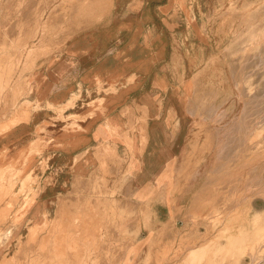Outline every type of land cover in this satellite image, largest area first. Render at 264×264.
<instances>
[{
	"label": "crops",
	"instance_id": "0c3cea01",
	"mask_svg": "<svg viewBox=\"0 0 264 264\" xmlns=\"http://www.w3.org/2000/svg\"><path fill=\"white\" fill-rule=\"evenodd\" d=\"M93 1L95 7L77 14L82 19L68 37L44 46L24 76L23 103L32 109L0 134V164L49 179L23 218V224L37 223L50 216L74 177L99 175L101 147H114L145 210L124 239L138 242L136 256H149L185 218H205L227 199L228 163L220 150L225 126L207 116L222 115L224 105H191L188 98L200 90L196 77L207 76L189 66L234 63L212 55L213 34L226 32L214 13L228 0ZM173 65L183 71L175 73ZM219 77L221 97L227 79ZM174 98L189 103L180 106ZM40 142V153L32 154Z\"/></svg>",
	"mask_w": 264,
	"mask_h": 264
},
{
	"label": "rangeland",
	"instance_id": "374dc122",
	"mask_svg": "<svg viewBox=\"0 0 264 264\" xmlns=\"http://www.w3.org/2000/svg\"><path fill=\"white\" fill-rule=\"evenodd\" d=\"M93 7V0H0V123L9 118L0 125V134L28 118L32 106L23 103L29 89L24 76L44 55V46L64 41L82 19L77 14ZM222 9L215 11V21L226 32L213 34L212 55L234 63L189 66L207 76L197 75L200 90L188 98L190 103L186 98L173 100L180 106L224 105L222 115L207 114L213 115V125L222 121L227 137L220 149L228 163L222 208L205 218H185L172 239L157 242L149 256H136L138 242L124 237L134 231L132 223L145 210L140 208L136 188L129 185V168L114 147H101L99 175L74 177L58 195L50 216L37 223L23 224V218L49 179L40 180L30 168H15L6 161L0 164V264H250L248 253L264 236V0H228ZM83 19L87 22L91 17ZM252 33L260 41L244 48L241 39ZM169 68L183 71V66ZM221 73L226 74L227 92L220 97L215 90ZM139 123L145 125V119ZM239 127H251L247 139L254 141L253 149L243 156L235 143ZM259 127L262 138L253 139L250 132ZM126 144L131 150L129 139ZM32 148V154L40 153L41 142ZM109 161L115 167L110 168ZM200 226L203 233L197 231Z\"/></svg>",
	"mask_w": 264,
	"mask_h": 264
},
{
	"label": "bare ground",
	"instance_id": "6f19581e",
	"mask_svg": "<svg viewBox=\"0 0 264 264\" xmlns=\"http://www.w3.org/2000/svg\"><path fill=\"white\" fill-rule=\"evenodd\" d=\"M254 33H252V34H250V35H248V37H246V38H244V39H241V42H240V45H243V47H244V45H256V44H254V43H257V42H259L260 41V38L258 37V36H255V35H253ZM243 47H241L242 48V51H244L243 50ZM245 48V47H244ZM253 49V48H252ZM251 49V50H252ZM262 49V48H261ZM264 49V48H263ZM250 50V51H251ZM255 50V49H254ZM257 50L259 51L260 50V48H257ZM239 51H241L240 50V48H239ZM241 51V52H242ZM260 51H262V50H260ZM240 52V53H241ZM252 52V51H251ZM239 53V52H238ZM259 53V52H258ZM253 54V53H252ZM255 55H256V53H254ZM260 54V53H259ZM248 55V54H247ZM250 55V54H249ZM255 55H250V57L251 56H255ZM258 55V54H257ZM256 55V56H257ZM263 54H261V56H262ZM246 56V55H245ZM261 56L259 57V61L261 60L260 58H261ZM249 58V57H248ZM257 58V57H256ZM263 58L264 57H262V60H263ZM247 59V58H246ZM258 60V59H257ZM256 61V60H255ZM264 61V60H263ZM255 63H258L257 61L255 62ZM260 63V62H259ZM261 64H262V61H261ZM260 64V65H261ZM264 64V63H263ZM249 66H250V64H248ZM247 66V65H246ZM245 66V67H246ZM248 66V67H249ZM252 66V65H251ZM244 67V66H243ZM262 67H264L263 65H262ZM261 66L259 67V69H261L262 68ZM246 69V68H245ZM236 70V69H235ZM262 72L264 73V68L262 69ZM250 87V86H249ZM245 90H246V88H245ZM249 91V90H248ZM263 91V90H262ZM256 93V92H255ZM260 93V92H259ZM258 94V93H257ZM262 94V93H261ZM260 95V94H259ZM258 96V95H257ZM250 97V96H249ZM259 97V96H258ZM262 122V121H261ZM261 122H258V123H260L261 124ZM257 123V124H258ZM259 126V125H258ZM235 127H236V123H235ZM251 129V127L249 128H245V127H239L238 129H237V134H236V140H235V143H236V145L240 148V151H238L237 153L239 154V155H242L243 156V153H245V152H247L249 149H253L252 147H253V145H254V141H249L248 139H247V135H248V131ZM261 129L262 128H260L259 127V130L257 131V130H251V132H250V136H252V138L254 139V138H257V135L259 136L260 135V133H261ZM263 136H264V134H263ZM260 138H262L261 136H259ZM259 138V139H260ZM258 140V139H257ZM261 140V139H260ZM246 156H248L247 154H245ZM82 167V166H81ZM2 171V170H1ZM77 171V170H76ZM0 175H1V172H0ZM91 200H92V198H91ZM124 201H126V200H124ZM124 201H122V202H124ZM122 202L120 201V203L122 204ZM123 205H121V207H122ZM260 238V237H259ZM234 239H236L235 237H234ZM230 241V240H229ZM228 241V242H229ZM234 241V240H233ZM257 242H258V240H256ZM213 241H210V242H207V244H210V243H212ZM232 242V241H231ZM235 242V241H234ZM256 243V242H255ZM253 244V243H252ZM248 249H250V248H248ZM247 249V250H248ZM245 250H246V248H245ZM252 250H254V251H250L248 254H249V256H250V258H251V261H250V264H259V263H261V262H264V236L262 237V239H261V241L260 242H258L257 244H254V246L252 247ZM29 252V251H28ZM27 254V253H26ZM8 262V261H7Z\"/></svg>",
	"mask_w": 264,
	"mask_h": 264
}]
</instances>
